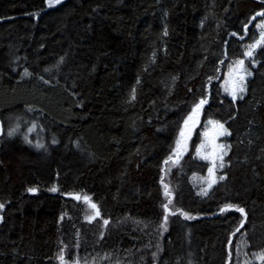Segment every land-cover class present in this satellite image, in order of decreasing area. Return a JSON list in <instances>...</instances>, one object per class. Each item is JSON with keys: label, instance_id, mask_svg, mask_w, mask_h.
<instances>
[{"label": "trees", "instance_id": "obj_1", "mask_svg": "<svg viewBox=\"0 0 264 264\" xmlns=\"http://www.w3.org/2000/svg\"><path fill=\"white\" fill-rule=\"evenodd\" d=\"M261 13L264 0H0V264H264ZM197 105L227 130L212 184L199 133L180 150Z\"/></svg>", "mask_w": 264, "mask_h": 264}, {"label": "rangeland", "instance_id": "obj_2", "mask_svg": "<svg viewBox=\"0 0 264 264\" xmlns=\"http://www.w3.org/2000/svg\"><path fill=\"white\" fill-rule=\"evenodd\" d=\"M62 0H59L61 2ZM59 2L56 0H48V4L55 5ZM264 17V16H263ZM261 37L258 40L259 43L264 42V20L263 26L260 27ZM256 43L259 44V43ZM250 76V72L244 68L241 64H238L234 68L226 79V85L230 92V96L235 100L241 97L245 90L246 81ZM243 77V80H241ZM241 88L243 91H241ZM191 117V119H190ZM219 125H223L221 122L215 119L203 120L202 110H196L187 119V123L184 125L180 139V150L183 155L192 146L193 140L196 137L195 142V155L196 157L205 160L209 164V169H212V173L208 170V183L212 184L215 181V169L217 166L222 167L224 164V157L228 151V145L225 140L227 130L223 125V129L219 128ZM226 130V131H225ZM181 132V133H182ZM224 132V134H219ZM222 157V159H221ZM222 165V166H221ZM208 184L206 190H209L210 185Z\"/></svg>", "mask_w": 264, "mask_h": 264}, {"label": "snow or ice", "instance_id": "obj_3", "mask_svg": "<svg viewBox=\"0 0 264 264\" xmlns=\"http://www.w3.org/2000/svg\"><path fill=\"white\" fill-rule=\"evenodd\" d=\"M56 2H59V0H56ZM50 3H51V0H50ZM260 15H264V13H261ZM259 43V42H258ZM251 52H248V53H246V55H249V56H251ZM240 64H241V66L243 65V61H240ZM241 80H243V77H241ZM241 91H243V89L241 88ZM204 103V101H201L200 102V105H202ZM200 105H197L196 106V109H193V111L195 112L199 107H200ZM190 119H191V117H190ZM187 123V122H186ZM219 128H221V129H223V125H219ZM226 131V130H225ZM219 134H224V132H221V133H219ZM181 135L183 136L184 135V133L182 132L181 133ZM221 159H222V157H221ZM222 166V165H221ZM209 171H210V173H212V169H209ZM221 179H223V177H221ZM215 181H213V183H214ZM211 186V185H210ZM29 191H35V189H29ZM52 191H56V189L55 188H53L52 189ZM165 194L166 195H168V192H167V186H165ZM206 194V193H205ZM76 199H80V197L79 196H77L76 197ZM84 200L86 201V202H90V200H89V198L87 197V196H85L84 197ZM3 207V205L2 204H0V208H2ZM91 207H92V209H94L95 210V215L96 216H99V214H100V212H99V209L96 207V205L95 204H91ZM164 208H165V210L167 211V208H168V206L167 205H164L163 206ZM237 211H239V212H241L242 214L244 213V209L243 208H237ZM165 219H166V217H165ZM107 223V221H105V224ZM242 226V225H241ZM237 231H239V229H237ZM59 259L61 260V264H64V261H63V256H60L59 257Z\"/></svg>", "mask_w": 264, "mask_h": 264}, {"label": "water", "instance_id": "obj_4", "mask_svg": "<svg viewBox=\"0 0 264 264\" xmlns=\"http://www.w3.org/2000/svg\"><path fill=\"white\" fill-rule=\"evenodd\" d=\"M5 133V126H4V122L0 116V142H1V138L3 137Z\"/></svg>", "mask_w": 264, "mask_h": 264}]
</instances>
